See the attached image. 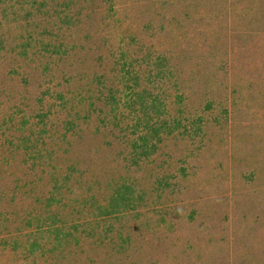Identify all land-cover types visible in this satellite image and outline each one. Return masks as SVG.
Returning a JSON list of instances; mask_svg holds the SVG:
<instances>
[{
    "label": "rangeland",
    "instance_id": "rangeland-1",
    "mask_svg": "<svg viewBox=\"0 0 264 264\" xmlns=\"http://www.w3.org/2000/svg\"><path fill=\"white\" fill-rule=\"evenodd\" d=\"M0 264H264V0H0Z\"/></svg>",
    "mask_w": 264,
    "mask_h": 264
}]
</instances>
